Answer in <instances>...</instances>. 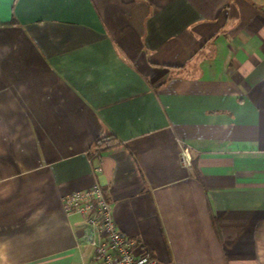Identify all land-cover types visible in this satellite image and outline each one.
Segmentation results:
<instances>
[{"label": "crops", "instance_id": "obj_1", "mask_svg": "<svg viewBox=\"0 0 264 264\" xmlns=\"http://www.w3.org/2000/svg\"><path fill=\"white\" fill-rule=\"evenodd\" d=\"M96 182L158 264H264V0H0V264H90Z\"/></svg>", "mask_w": 264, "mask_h": 264}, {"label": "built area", "instance_id": "obj_2", "mask_svg": "<svg viewBox=\"0 0 264 264\" xmlns=\"http://www.w3.org/2000/svg\"><path fill=\"white\" fill-rule=\"evenodd\" d=\"M101 169L100 165L95 166L96 171ZM62 204L66 213H81L86 218L84 238L93 247L90 264H158L146 249L136 250L137 242L118 227L100 182L70 192Z\"/></svg>", "mask_w": 264, "mask_h": 264}, {"label": "trees", "instance_id": "obj_3", "mask_svg": "<svg viewBox=\"0 0 264 264\" xmlns=\"http://www.w3.org/2000/svg\"><path fill=\"white\" fill-rule=\"evenodd\" d=\"M13 22H15L14 19L9 21L8 23H13ZM115 138L116 137H114L112 134H108L106 136L100 137L97 139L95 146L97 148H101V147L106 146V145H112L116 141Z\"/></svg>", "mask_w": 264, "mask_h": 264}]
</instances>
